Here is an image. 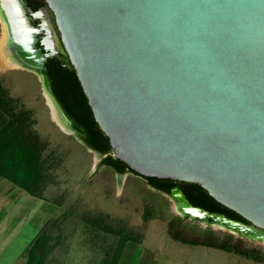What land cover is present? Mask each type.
<instances>
[{
  "label": "water",
  "instance_id": "1",
  "mask_svg": "<svg viewBox=\"0 0 264 264\" xmlns=\"http://www.w3.org/2000/svg\"><path fill=\"white\" fill-rule=\"evenodd\" d=\"M47 1L60 36L33 26L21 0H0V20L9 63L38 74L55 122L87 136L44 72L43 29L116 157L144 177L200 184L246 221L175 188L180 215L264 242V0Z\"/></svg>",
  "mask_w": 264,
  "mask_h": 264
},
{
  "label": "rangeland",
  "instance_id": "2",
  "mask_svg": "<svg viewBox=\"0 0 264 264\" xmlns=\"http://www.w3.org/2000/svg\"><path fill=\"white\" fill-rule=\"evenodd\" d=\"M5 37L0 20V81L12 96L34 111L35 129L49 143L46 154L57 160L54 181L43 197L24 193V220L18 227L23 235L6 238L10 245L3 254L6 263L27 264L28 251L44 228L51 233L50 243L55 245L45 264H104L120 236L90 223L91 218L102 216L114 228L123 225L142 234L141 243H126L118 264H264L234 252L175 239L168 223L178 215L192 229L191 235L198 236L208 229L220 237L232 235L234 241H242L243 247L258 249L264 256L263 241L180 215L174 200L159 197L143 176L119 175L79 134L62 129L52 116L39 76L9 63L2 49ZM150 207L155 215L146 221L144 213Z\"/></svg>",
  "mask_w": 264,
  "mask_h": 264
},
{
  "label": "trees",
  "instance_id": "3",
  "mask_svg": "<svg viewBox=\"0 0 264 264\" xmlns=\"http://www.w3.org/2000/svg\"><path fill=\"white\" fill-rule=\"evenodd\" d=\"M57 77L53 83L54 89L67 111L86 129L84 143L92 150L104 154L103 163L114 171L125 173L129 170L140 175L115 156L110 138L100 127H96L92 108L77 74L67 79L62 75ZM36 123L34 111L27 108L19 98L12 96L0 81V177L10 180L31 195L42 198L47 186L54 181L53 171L57 167V160L51 154H46L49 143L35 129ZM146 178L162 191L168 192L173 185L168 178ZM189 187L184 189V193L193 205L246 221L240 214L218 202L200 184L190 182ZM154 215L155 212L150 207L144 213V218L147 221ZM208 222L212 224L211 220ZM90 223L120 236L115 251L112 255L107 254L104 264H118L128 241L141 243L140 232L127 230L123 225L114 228L102 216L91 218ZM168 225L170 233L177 240L216 247L264 262L260 250L243 247L242 241H234L232 235L220 237L208 229L198 236L192 233V236L190 232L192 229H189L184 223V218L178 215L171 217ZM51 238L49 230L43 228L28 251L27 264L46 263L55 248V245L50 243Z\"/></svg>",
  "mask_w": 264,
  "mask_h": 264
},
{
  "label": "flooded vegetation",
  "instance_id": "4",
  "mask_svg": "<svg viewBox=\"0 0 264 264\" xmlns=\"http://www.w3.org/2000/svg\"><path fill=\"white\" fill-rule=\"evenodd\" d=\"M21 2L23 4V7L26 10V14L28 15L30 22L33 26H35L37 28H44V26L46 24H53L55 29L57 30V33L59 34V36L61 35L60 31L58 29V26H57L56 15H55L54 11L52 10V8L50 7L47 0H21ZM47 37H48L47 29H43L41 32L37 33L36 37H35V39H36L35 48L37 49V51L41 57L46 58V60L43 62V69H44V72L47 74V76L50 80V85L52 86L53 90L55 91L53 83H54L55 79L57 80V78H58L57 76L62 75V76H64L65 79H67L69 77H72L74 74H77V72L70 65V58H69V55L67 52H64V51L62 52V51L58 50V52L54 54V48L57 49V46H56V44H53L49 40H47ZM27 70H29V69H27ZM29 71L36 73L33 70H29ZM128 173H133V172L128 170L125 173H118V174L119 175H125ZM144 178L146 179L148 186L151 187L155 192H157L159 197L164 196L169 201L174 200L173 199V190L175 188H180V189H182L183 192H184L185 188H187V189L190 188L189 187L190 182L168 178L169 181H171V183H173V185L170 188V190L168 192H166V191H162V190L158 189L146 177H144ZM174 202H175V206H176L177 201L174 200ZM186 217H188V216H186Z\"/></svg>",
  "mask_w": 264,
  "mask_h": 264
},
{
  "label": "crops",
  "instance_id": "5",
  "mask_svg": "<svg viewBox=\"0 0 264 264\" xmlns=\"http://www.w3.org/2000/svg\"><path fill=\"white\" fill-rule=\"evenodd\" d=\"M2 179L0 177V264H9L3 256L10 246L6 238L17 236L19 233L23 235V231H19L18 227L19 222L24 220L25 190L12 182H4Z\"/></svg>",
  "mask_w": 264,
  "mask_h": 264
},
{
  "label": "bare ground",
  "instance_id": "6",
  "mask_svg": "<svg viewBox=\"0 0 264 264\" xmlns=\"http://www.w3.org/2000/svg\"><path fill=\"white\" fill-rule=\"evenodd\" d=\"M5 27H6V24H5ZM5 32H6V37H5V40H4V42H3V45H2V49L3 50H5V44H6V42H7V38H8V33H7V29L5 30ZM7 59H8V57H7ZM10 60V59H9ZM9 62H11V60L9 61ZM11 63H14V62H11ZM50 100V99H49ZM51 101V100H50ZM55 112V111H54ZM56 114V112L54 113V115Z\"/></svg>",
  "mask_w": 264,
  "mask_h": 264
}]
</instances>
